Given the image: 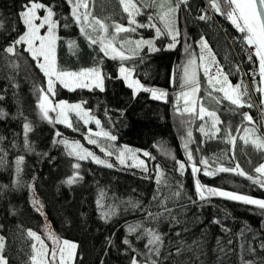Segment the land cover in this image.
Returning <instances> with one entry per match:
<instances>
[{
  "label": "trees",
  "instance_id": "16d2710c",
  "mask_svg": "<svg viewBox=\"0 0 264 264\" xmlns=\"http://www.w3.org/2000/svg\"><path fill=\"white\" fill-rule=\"evenodd\" d=\"M40 2L52 5L54 19L60 22L58 68L80 71L100 67L111 78L104 80L102 92L99 89L70 91L57 83L56 95L52 97L55 102L81 103L84 110H90V115L100 120L99 127L94 119L85 124L74 112L70 120L72 128L44 120L38 108V89L46 88V77L24 44L17 45L16 55L4 51L26 31L19 13L27 0H0L3 25L0 27V113L3 114L0 115V236L4 237L3 256L8 264H30L34 240L28 237L29 230L43 236L51 230L61 239L76 243L75 264H130L133 255L144 264L148 237L137 240L136 234L128 235L127 227L134 224L160 234L163 243L159 246V256L149 253L157 264H264V249L260 247L264 243V210L219 196L201 201L195 191L198 178L206 187L264 199V188L247 178L259 177L255 168L264 161V152L240 140L245 128L255 129L254 133L264 139L262 94L254 90L262 88L254 48L241 40L242 34L224 15L209 7V0H188V5H181L176 12V26L181 35L175 49H167L170 37L156 38L154 29L138 28L135 33L120 34L118 39L153 40L161 50L152 52L145 45L137 55L130 50L134 45H125V55L131 58L112 60L81 35L66 0ZM90 7L105 23L127 26V14L118 0H94ZM205 13L211 19L200 20L199 16ZM149 14L155 16L156 7L136 19L147 24ZM153 22L162 27L158 19ZM65 23L69 26L64 27ZM202 37L230 79L243 82L248 91L244 100L253 105L236 109L226 100L215 104L209 92L216 97L222 94L210 90L201 76L199 101L209 110H215L223 121L219 125L221 132L211 139L199 131L204 121L176 111L180 108L177 98L181 91L177 71L188 52L198 49ZM68 41H75L77 47L70 50ZM241 53L247 57L240 58ZM122 65L134 69L133 76L142 85L167 91V100L152 99L151 93L144 91L134 95L127 82L117 78ZM242 113H248L252 122L244 120ZM49 115L54 121L56 114ZM25 123L32 125L27 137L30 150L25 147ZM98 130L107 131L117 139L98 137L95 135ZM189 130L192 138L186 150ZM57 132L61 136H56ZM228 133L236 138L234 146L228 142ZM89 136L97 143H88ZM61 139L69 145L78 142L113 167L96 164L91 158L78 160L70 156V147L54 143ZM125 147L137 150L147 171L119 163L117 157ZM109 151L113 155H106ZM144 151L154 159L143 156ZM189 151L194 158L192 162L187 161ZM21 156L24 157L22 170L17 173L16 159ZM201 159L209 161L210 169L234 168L239 164L247 175L233 172L204 175ZM178 161L185 162L183 174ZM193 162L201 169L195 178L191 170ZM76 163L80 164L79 169L73 167ZM157 166L166 183L157 184ZM76 172L82 179L67 185L65 181ZM177 192L179 195H174ZM101 193L103 209L97 204ZM34 198L42 204L41 211L33 205ZM110 208H114L115 215L102 219V211ZM149 212L155 219L147 215ZM125 236L137 250L135 253L122 243ZM178 248L182 249L179 255ZM250 248L255 251H249Z\"/></svg>",
  "mask_w": 264,
  "mask_h": 264
},
{
  "label": "snow or ice",
  "instance_id": "6c2138e0",
  "mask_svg": "<svg viewBox=\"0 0 264 264\" xmlns=\"http://www.w3.org/2000/svg\"><path fill=\"white\" fill-rule=\"evenodd\" d=\"M119 4L122 6V10L127 14V26L119 23H105L101 19L97 18L90 7V3L94 5V0H66V3L70 5L71 17L75 24L79 26V31L81 35L89 42L90 45H98L99 51L103 53L105 57L112 60H127L131 57L125 55L124 46L129 45L131 51L134 54H139L143 46H147L149 51L157 52L161 49L156 48L153 40H131V39H118L120 34L124 33H135L138 28H152L155 30V37L160 38L163 35L170 37V43L167 45V49H175L176 45L179 43L180 31L176 26V12L181 5L187 6L188 0H118ZM223 5V7H222ZM23 10L19 13V17L24 24L26 31L19 36L12 44H10L4 51L11 55L17 54V45L25 44L26 51L31 55L32 59L37 62V67L43 72L47 80L46 88L38 89V108L40 110L41 116L44 120L50 123H62L67 127L72 128L73 125L69 119V113L75 112L85 124H88L90 120L94 119L97 127L100 126V120L95 119L90 115V110H84L81 103L68 104L65 101H60L59 103H54L52 97L56 95V84L59 83L63 88L70 91H75L76 89H88L94 90L99 89L101 92L104 91V80L106 78L110 79V76H106L100 67H91L87 69H82L80 71H66L58 68L57 64V41L61 38L57 35V29L60 26V22L54 19L56 13L53 10L52 5H48L40 2V0H27L23 6ZM153 7H159L162 11L158 12L155 16L152 14L148 15L149 23H140L136 18L138 16L144 15L145 11ZM209 7L217 14L224 15L235 29L242 34L241 40L246 42V44L254 48V55L258 57L259 60V76L261 78L260 82L264 84V0H209ZM43 11L41 16L39 13ZM108 19V18H105ZM159 20L162 27L157 26L154 20ZM200 20L207 21L211 19L206 13L199 16ZM3 25L0 24V27ZM69 24L65 23L64 27H68ZM112 32H109V29ZM45 29V34L41 35V30ZM202 51L207 49L208 55L212 56L211 50L208 48L207 41L201 38L199 41ZM119 45V46H118ZM68 47L70 50H74L77 45L75 41H68ZM201 61L205 60V56L201 55ZM251 59V56H249ZM195 64V61L190 60L189 65ZM211 65L215 66V75H211V66L207 63L202 64L204 74L208 77V83L212 87L213 91L219 92L222 95L220 97L213 96L209 92L212 102L219 105L222 101H228L230 105L235 106L236 109L248 107L251 108L253 105L244 100V97L248 96V91L243 82L233 85L228 80V74L223 72L222 67L219 66V62L216 61L215 57L212 56ZM239 69H237L238 71ZM134 69H129L125 66L119 68V76L127 82V86L134 90L133 94L140 91L150 92L152 99L155 100H167L168 92L156 88L144 87L138 79L133 78ZM182 88L187 87L188 91H182L180 96L177 98L178 101L183 99L184 107L183 109L177 108L176 111L184 114L188 113L194 115L201 121H204L199 128V131L204 134L205 137L211 139L216 137L220 132L221 128L219 125L223 123L220 120L217 112L215 110H209L206 108L198 99L197 93L200 91V85L196 79L195 71H190L189 67L184 68L183 72V84ZM256 91L262 94L264 97V88H257ZM2 99V97H0ZM86 103V102H84ZM261 104L264 105V98L261 99ZM235 111V109H232ZM50 113H55L56 117L53 118L49 115ZM0 115H3L0 113ZM243 119L252 122V117L248 113H242ZM24 136H25V147L30 150L31 146L28 142V133L32 131V125L30 123H25L23 125ZM246 136L241 137L245 144L251 142L257 150H264V139L260 137H255L251 140L248 138L249 129H244ZM255 132V129L252 130ZM96 136L105 137L111 141H115L117 137L111 135L107 131H100L95 133ZM56 136H61L60 132L56 133ZM188 139L185 141V149L187 150L188 143L192 138V131L187 132ZM236 138L228 133V142L235 145ZM54 143L64 144L66 147H70V156H75L78 160H85L91 158L96 164L105 165L106 167L112 168L111 163L96 157L92 152L87 149H83L82 146L75 142L69 145L67 140H55ZM88 143L96 144L97 141L92 139L91 136L88 137ZM104 151V149H101ZM137 150L125 147L120 151L117 159L121 165H124L127 158L133 161L132 165L142 168L147 171V165L144 160L140 159L137 154ZM106 155H113L112 152H106ZM143 156L151 157V154L147 151L143 152ZM193 155L189 151L187 152V161H193ZM24 157H18L16 159V171L19 173L21 165L23 164ZM179 165V170L181 174L185 170V162H177ZM201 165H204L203 174L207 176L215 175L220 172H233L235 174L246 176L247 174L240 169L239 164H236L234 168L228 167H217L215 169H210L209 161L207 159H201L199 161ZM75 169L80 168V164L76 163L73 165ZM191 170L193 177L195 178L197 173L201 172V169L197 166L195 162L191 164ZM255 172L259 174V177L253 179L252 176H247L248 179L253 180V183L259 184L260 187L264 188V164L255 168ZM82 177H80L79 172L74 173L69 177L65 183L67 185H73L77 183ZM157 184L166 183L164 180L163 172L157 166ZM195 191L199 200L206 201L211 196H220L227 198L229 200L242 202L246 205H254L259 209L264 210V199H256L246 195L233 194L230 192L218 190L211 187H206L202 185L199 179H195ZM174 195H179V192ZM103 193H101V199L97 201L98 206L103 209ZM156 199V197H153ZM131 203V202H129ZM195 203V201H193ZM33 205L37 207V211L42 210V204L34 198ZM134 207L136 205H133ZM165 211L170 213V209L165 208ZM112 215H115L114 208H110L108 211L101 213L102 219H108ZM149 217L155 219L151 212L147 213ZM214 223H219V221H213ZM141 229H143L141 231ZM128 235L136 234V239L140 240L143 237H148L145 248L148 252L144 253L147 259L144 264H157V261L151 258L149 253L159 256L160 244L163 243L161 236L154 229L143 228L141 224L129 225L127 227ZM28 237L32 238L35 242L32 247V255L30 256V264H75L76 249L78 245L74 242H70L66 239H61L54 232L49 230L47 238L51 240V249L44 243L41 236L37 233L29 230L27 232ZM179 235V233H177ZM123 244L127 245L128 248L135 253L137 250L132 247V242L129 240L128 236H125ZM231 243V241H229ZM264 249V243L260 245ZM4 250V237L0 236V264H8V261L3 256ZM182 249L178 248L176 254L179 255ZM249 251L254 252V248H250ZM130 264H141L135 255L132 256ZM246 264H252V262H246Z\"/></svg>",
  "mask_w": 264,
  "mask_h": 264
},
{
  "label": "rangeland",
  "instance_id": "374dc122",
  "mask_svg": "<svg viewBox=\"0 0 264 264\" xmlns=\"http://www.w3.org/2000/svg\"><path fill=\"white\" fill-rule=\"evenodd\" d=\"M158 2H159V0H158ZM156 11H157V13H158V12H160V11H162V10H161L159 7H156ZM39 14L42 16L44 13H43V11H41ZM43 34H45V29H42V30H41V35H43ZM204 40H205V39H204ZM205 41H206V40H205ZM207 44H208V42H207ZM24 45H25V44H24ZM25 47H27V46L25 45ZM208 48L211 50V54H212V56H214L215 59H216V56L214 55V52H213V50L211 49V47H210L209 44H208ZM201 55H204V56H205V60H204V61H201V59H200ZM212 56H209V55H208V50H207V49H205V50L202 51L200 44H198V49H197V50H194V51L191 50V51H189L188 54H187V56H186V58H184V60H183V64H182L181 68L179 67V69H178V71H177L178 78L180 79L179 82H178L179 87H181V85L183 84V72H184V68H185V67H189V70H190V71H195V73H196V79H197L199 85H200V78H201V76H202V77L204 78V82L206 83L207 87H208L210 90H213L212 87L209 85V83H208V77L205 76V74H204V70H203V67L201 66L202 64H205V63L209 64V65L211 66V75H215V70H216V69H215V66L210 64L211 59H212ZM190 60L195 61V64L189 65V61H190ZM216 61H217V59H216ZM219 66H220V65H219ZM220 67H221V66H220ZM222 69H223V68H222ZM223 72L225 73V70H224V69H223ZM133 78H134V76H133ZM134 79H135V78H134ZM228 80H229V81L231 82V84H233V85L238 84V83L233 82V81L230 79L229 76H228ZM143 86H144V85H143ZM144 87H146V86H144ZM200 87H201V86H200ZM147 88H151V87H147ZM262 88H264V84H262ZM188 90H189V89H188L187 87H184V88L181 87V91L179 92L178 97L180 96V93H181L182 91H188ZM254 90L256 91V89H254ZM199 92H200V91H199ZM199 92L196 94L198 100H199ZM262 98H264V97H262ZM53 102H54V103H59L60 101H57V102L53 101ZM65 102H67V101H65ZM177 102L180 104V108L183 109V107H184V101H183V99H180L179 101H178V99H177ZM67 103H68V104H77V103H69V102H67ZM74 113H75V112H74ZM71 114H72V112L69 113V119H70V120H71ZM193 116H194V115H193ZM100 131H102V130L95 131V133H96V132H100ZM91 132H92V131H91ZM247 135H248L249 140H251V139H253V138H255V137H258L254 132H252V130H249V133H248ZM245 136H246V133H245V132L242 133V135L240 136V140L242 141L243 144H245V143H244V141L241 139V137H245ZM248 144L254 146L251 142H249ZM123 149H124V148H123ZM262 151L264 152V150H262ZM136 154H137V156H138L140 159L144 160L143 157H142L137 151H136ZM125 159H126V162H125V163L133 164V161H132L131 159L127 158V154H126ZM261 164H264V161H263ZM261 164H260V165H261ZM260 165H259V166H260ZM215 189L222 190V191H226V192H230V193H233V194L246 195V196H249V197H252V198H256V199H263V198L255 197V196H252V195H249V194L238 193V192H234V191H230V190H225V189H220V188H215ZM219 197H220V196H219ZM222 198H224V197H222ZM226 199H227V198H226ZM38 235H39V234H38ZM47 235H48V234H44V236H43V235H40V236H41V239L44 240V243L48 246V248L51 249V247H52V242H51V240H49V239L47 238ZM70 242H71V241H70ZM34 243H37V242L34 241ZM37 247H39V244H38V243H37ZM2 254H3V253H2Z\"/></svg>",
  "mask_w": 264,
  "mask_h": 264
},
{
  "label": "built area",
  "instance_id": "2783aa9c",
  "mask_svg": "<svg viewBox=\"0 0 264 264\" xmlns=\"http://www.w3.org/2000/svg\"><path fill=\"white\" fill-rule=\"evenodd\" d=\"M239 56L242 59H245L247 57V55L246 54H243V53L239 54ZM262 116H263V119H264V112H262Z\"/></svg>",
  "mask_w": 264,
  "mask_h": 264
}]
</instances>
